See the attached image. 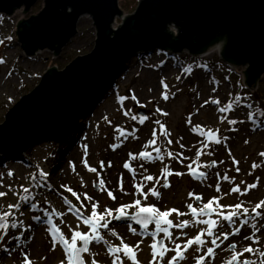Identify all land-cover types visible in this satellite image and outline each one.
Listing matches in <instances>:
<instances>
[{"label":"rangeland","instance_id":"374dc122","mask_svg":"<svg viewBox=\"0 0 264 264\" xmlns=\"http://www.w3.org/2000/svg\"><path fill=\"white\" fill-rule=\"evenodd\" d=\"M139 1L120 0L124 15L133 13ZM44 3V0H38L25 14H23L25 7H22L14 12H17L14 17L0 13V41H3L0 43V59L4 61L0 63V124L6 121V115L11 108L40 84L48 68L55 66L62 71L77 57L89 54L95 47L96 29L91 18L84 16L78 22L75 38L71 39L73 41L67 44L59 55L46 50L34 56H27L21 44L18 43L19 37L15 27L19 21L38 15L44 8ZM122 22L121 18H117L113 28L120 27ZM4 23H7L6 29L3 27ZM173 58H179L180 64L175 63ZM245 70V67H232L224 63L218 52L193 57L188 51L170 56H167L166 52L159 51L140 58L135 57L119 80L117 79L118 90L127 94L125 100H118L115 90L107 93L94 111L79 123L72 137L62 144L55 141L43 142L33 146L23 155H1L0 184L3 186H0V192H6L7 195L0 197V205L6 207L8 204H16L18 202L16 193L20 192L21 185L32 187L29 180L35 164L41 171L48 174V186L33 188V195L39 204L35 211L24 206L20 209L23 215L17 213L18 219L24 222L27 230L23 231V236L16 229L9 231L8 236L0 243V264H22V253H27L34 264H61L64 254L59 246L52 250L46 220L37 222L33 219L34 215L42 214V209L49 211L55 209L65 213L63 218L53 217V219L66 235H69L68 225L75 228L79 224L80 231H87V226L83 225L81 219L66 212L67 206L64 205L61 195L72 199L74 203L76 201L61 185H67L77 191L81 199L84 193H87L94 202H98L101 211L106 207L114 209L121 204H130L138 198L134 195V184L141 182L142 175L159 176L163 168L168 166L173 173L178 171L184 175L168 176L167 180L171 185L168 188L161 186L164 182L161 179V185H157L160 198L157 200L149 196L147 203L156 204L162 211L177 208L181 212H187L189 211L186 208L188 203L202 206L210 198L218 196L223 197L220 199L222 205H235L244 201L249 209L264 200V157L259 155L264 152V125L259 124L261 120L259 116L255 118V122L248 118L249 112H257V101L260 100L261 103L264 101V76L255 88H251L246 84ZM162 81L168 85L167 100L162 97L165 91ZM133 95L136 97L135 100L132 99ZM237 96L242 98L239 105L235 104ZM213 101H219V103H213ZM228 103H233V110L220 113L219 108ZM249 103L253 105L252 109L247 107ZM157 108L161 111L157 112ZM139 113L140 116L149 117L143 124L139 122ZM133 116L137 119H132ZM189 117H191L190 124ZM225 117L236 119L238 123L229 124ZM157 120L171 133L169 139L173 141L172 144H167L165 138L160 135V125L155 123ZM197 125L206 132L212 131L218 137H227L222 145L210 143L209 148L199 153V160L196 159L198 149L202 147L199 141L205 138L192 130ZM153 130L157 133V144L145 147L152 138ZM121 132L126 135H122ZM180 144L184 147L181 148ZM114 145L118 147L114 148ZM155 147L161 148V155L164 156L162 161L132 160L129 155L151 151L155 156ZM229 150L231 156H229ZM167 151H172L174 154L183 153L187 159L180 163L178 159L167 157ZM209 152L213 154L208 155ZM232 158L239 161V164L234 165ZM85 160L87 166H85ZM212 160L217 162V167L200 169L207 172V180L200 181L189 174L187 168L189 163L193 164V169H197L198 165L207 164ZM193 161L196 162L193 163ZM101 162L104 164L103 168L100 167ZM125 163H129L136 169L135 176L124 168ZM254 163L261 166L253 170ZM140 164L147 169L146 173L139 167ZM237 166L240 168L239 172L235 170ZM92 167L97 169L96 173L89 170ZM9 172L14 175L9 177ZM225 174L230 180L235 177L234 182L230 183L221 179ZM120 177L123 178L124 193H121L118 187ZM257 177H259L258 186L251 189L245 196L230 192V188L236 185H240L243 191L247 184L256 183ZM100 178L104 179L105 188L113 192L116 200H112L106 191H101L95 186L94 182ZM218 182L221 187L219 193L215 191V185ZM145 184V191H147L154 182H145ZM9 185L12 186L13 191L8 190ZM193 192L202 195L203 199L199 204L194 202V197H189V193ZM127 211L131 213L135 209ZM89 212L90 208L84 214ZM169 218L174 224L185 219H193L190 214L177 216L175 213ZM29 225L30 228H28ZM110 227H114L119 236L105 233V238L117 246L120 243L119 237H123L124 242L130 246H134L142 239L140 235H133L120 221H113ZM133 227L137 226L133 224ZM151 229H154V226H150ZM171 231L175 238L180 230L173 228ZM185 231L189 237H192L198 233L199 229L189 227ZM250 231L245 226L241 229L240 235L231 237V241L237 242L238 251L241 246L248 245L249 242L244 241L243 237L249 235ZM259 235L260 244L252 246L264 250V231ZM184 240L185 238L181 237L178 242L183 243ZM231 241L224 243L226 245ZM151 242L150 237H143V243L137 251L140 264H149L151 261ZM169 247H171L170 244ZM90 250L98 264H111V257L105 245L93 243L90 245ZM121 255L123 257L122 253ZM172 255L174 253L169 252L167 257ZM195 255L192 250H189L186 253L187 259L182 264H196ZM230 255L231 253L223 250L222 246L221 249H217L216 258L211 264H225ZM84 256L86 264H90L93 256L89 254ZM244 258L255 259L247 253L241 259ZM124 261L125 264H131L127 258H124Z\"/></svg>","mask_w":264,"mask_h":264},{"label":"water","instance_id":"95a60500","mask_svg":"<svg viewBox=\"0 0 264 264\" xmlns=\"http://www.w3.org/2000/svg\"><path fill=\"white\" fill-rule=\"evenodd\" d=\"M37 1L0 0V12L11 15L25 7V14ZM44 1L38 15L15 27L25 53L49 48L59 55L87 14L97 27L95 47L63 71L48 68L36 89L11 108L0 124L1 155H23L43 142L67 141L132 59L153 50L197 57L221 42L224 62L249 63V87L255 88L264 74V0H141L131 15L123 14L118 0ZM117 18L123 24L115 29Z\"/></svg>","mask_w":264,"mask_h":264},{"label":"snow or ice","instance_id":"6c2138e0","mask_svg":"<svg viewBox=\"0 0 264 264\" xmlns=\"http://www.w3.org/2000/svg\"><path fill=\"white\" fill-rule=\"evenodd\" d=\"M2 42L3 41H0V43ZM0 63H4V61L0 59ZM161 83L165 89L162 93V97L164 100H167L169 98L167 92L168 85L163 81ZM132 99L135 100L136 97L133 95ZM241 99L242 98L239 96L235 97V104L239 105ZM205 103H207V101H205ZM213 103H219V101H213ZM247 107L252 109L253 105L249 103L247 104ZM232 110L233 103H228L226 106L219 108L220 113L230 112ZM156 111L160 112L161 110L157 108ZM163 115H167V113H163ZM257 116L264 117V110L259 112H249L248 114V118L254 120V122ZM132 119L135 120L137 117L133 116ZM148 119L149 117L142 115L139 117V122L143 124ZM225 119H227V117H225ZM227 122L229 124L238 123L236 119H227ZM155 123L160 125V135L165 138L167 144H172L173 141L169 139L171 133L160 123L159 120L155 121ZM188 123H191V117H189ZM259 124L264 125V119L260 120ZM192 130L198 132L200 137L205 138L204 140L199 141L202 147L198 149L197 160H199V153L203 152L204 149L209 148L210 143L222 145L227 140V137H218L212 131L206 132L198 125ZM121 134L126 135L123 132H121ZM151 137L152 138L148 141V145L145 147L157 144V133L155 130L151 132ZM177 143H179V141H177ZM113 147H118V145H114ZM180 147L183 148L184 145L180 144ZM154 152L156 153L155 156H153L151 151H142L138 155L130 153L129 155L132 160L141 159L145 161H162L164 159V156L161 155L160 147H155ZM207 154L212 155L213 153L209 152ZM166 155L169 158L178 159L180 163H183V161L187 159V157L183 156V153L174 154L172 151H167ZM259 155L264 157V152ZM229 156H231L230 150ZM232 159L234 165L239 164V161H236L235 158ZM195 162L196 161H193V163ZM84 163L85 166H87L86 160ZM221 163H223V161H221ZM260 166L261 165L254 163L252 168L255 170ZM100 167H104L103 162H101ZM139 167L143 169L145 173L147 172V169L143 164H140ZM214 167H217V162L215 160H212L207 164L198 165L197 169H193L192 163L187 165L189 174L200 181H205L208 178L207 172L200 169H212ZM124 168L133 173V176L136 175V169L132 168L129 163H125ZM73 170H75L74 165ZM89 170L93 173L97 172V169L94 167ZM235 170L236 172H239L240 168L237 166ZM13 175L12 172L8 173L9 177ZM47 175L48 174L43 171L32 174L30 177L32 187L20 186V192L16 193L18 196V202L16 204H8L6 207L0 205V243H2L4 238L8 236L11 229L20 231L21 236H23V231L27 229L24 222L18 219L17 213L23 215V213L20 212V209L24 206H28L32 211H35L39 207V204L36 202V197L33 195V188L47 187ZM170 175L182 176L184 173L178 171L173 173L168 166H165L159 176L150 174L142 175L141 182L134 184V195L138 198H135L130 204H121L114 209L106 207L102 211L99 210L100 206L98 202H94L93 198L88 196L87 193H84L83 199H81V195L77 191L67 185H61V187L76 201V203H74L72 199L61 195L64 205L67 206L66 212L72 213L78 219H81L83 225L87 226V231H80L79 224H77L75 228L68 225L67 228L69 235H66L53 219V217L63 218L65 213L56 211L55 209L51 211L42 209V214L34 215L33 219L37 222L46 220L52 250H55L57 246H59L64 254V260L61 261V264H86L84 254L93 256L90 264H98L97 260L94 258V254L90 250V245L93 243L103 244L107 247V252L111 257V264H125L124 258L131 261V264H140L137 259V251L140 249V244L143 243V237H150L152 240L150 244L152 259L149 264H182V262L186 261V253H188L189 250H192L194 254H196L194 257L196 264H206V262L207 264H211L212 260L216 258L217 249H221L222 246L223 250L231 253L229 258L225 261V264H264V250L260 247L252 246L260 244L261 237L259 234L264 231V211H261V209H264V200H261L249 209L245 206L244 201H240L235 205H222L220 204V199H223V197L218 196L210 198L208 202L203 203L202 206H194L193 203H188L186 208L189 211L187 212H181L177 208L162 211L156 206V204H149L147 201L149 196L155 197L157 200L160 198V192L157 185H161V179L164 181L161 185L162 187L168 188L171 186L167 180V177ZM217 176L219 177V173H217ZM221 179L231 183L234 182L235 177L230 180L229 176L225 174ZM256 181V183L247 184L243 191L241 190L240 185L231 187L230 192L239 193L240 196H245L251 189L258 186L259 177L256 178ZM145 182H154V184L145 191ZM94 184L99 187L101 191H106L107 195L112 200H116V196L113 195V192L108 191L105 188L104 179L100 178L97 182H94ZM0 186L3 185L0 184ZM209 186L211 187V185ZM118 187L121 193H124L122 177L118 180ZM8 190L13 191L11 185L8 186ZM215 191L217 193L221 191L219 182L215 185ZM6 195V192H0V197H5ZM225 195H228V193H225ZM189 197H194V202L196 204H199L203 199L202 195L195 194L194 192L189 193ZM77 204L79 206H77ZM89 208L90 212L84 214ZM129 209H135V211L129 213L127 211ZM173 213L177 216H186L190 214L193 219H185L174 224L173 220L169 218ZM213 216L216 218H212ZM113 221H120L133 235H140L142 239L134 246H130L128 243L124 242L123 237H119L120 243L118 246L110 243V241L105 238V233L111 236H119L115 228L110 227V225L113 224ZM133 224L138 226L139 231L137 227H133ZM150 226H154V229L150 230ZM245 226L251 231L249 235L243 237V240L248 241L249 243L247 246H241L238 251V244L237 242L231 241V237L240 235L241 229ZM189 227L199 229L198 233L189 237V234L185 231V229ZM28 228H30V225ZM173 228L180 230L175 238L171 231ZM161 234H163L162 237ZM181 237L185 238L183 243L178 242ZM13 238L16 239L18 237ZM166 241L168 243H166ZM225 241L231 242L225 245ZM169 244L171 247H169ZM169 252H173L174 255L167 257ZM121 253L123 254V257ZM245 253L254 256L255 259H241L244 257ZM22 255V264H34V262L29 259L27 253H22Z\"/></svg>","mask_w":264,"mask_h":264},{"label":"bare ground","instance_id":"6f19581e","mask_svg":"<svg viewBox=\"0 0 264 264\" xmlns=\"http://www.w3.org/2000/svg\"><path fill=\"white\" fill-rule=\"evenodd\" d=\"M45 2V1H44ZM141 2V0L139 1V3ZM138 3V4H139ZM45 4V3H44ZM34 6V5H33ZM32 6V7H33ZM118 6H119V9L122 11V9H121V6H120V0H118ZM138 7V6H137ZM20 9V8H19ZM44 9V8H43ZM42 9V10H43ZM18 10V9H17ZM41 10V11H42ZM136 10V9H135ZM135 10H134V12H135ZM16 11V10H15ZM14 11V12H15ZM40 11V12H41ZM12 13L11 15H8V14H6V13H4V12H0L1 14H6L7 16H15L16 14H17V12L16 13ZM123 12V11H122ZM133 12V13H134ZM133 13H131V14H133ZM123 14H124V12H123ZM131 14H128V15H131ZM85 16H88V17H90L91 18V20H92V22H93V26L95 27V29L97 28L96 26H95V20H93V16H91V15H89V14H87V15H85ZM84 17V16H83ZM83 17H80V19H79V21L83 18ZM117 20V19H116ZM78 21V22H79ZM79 24V23H78ZM7 23L5 24H3V27H4V29H6L7 28ZM177 27V26H176ZM78 26L76 27V32H78ZM96 31H97V29H96ZM179 31V28L178 29H175V30H173V32H175V33H177ZM76 36V35H75ZM75 36L73 37V38H75ZM19 37V36H18ZM72 38V39H73ZM96 38H97V32H96ZM73 40H70L69 41V43L68 44H70L71 42H72ZM18 43H20L21 44V42H18ZM21 46H22V44H21ZM23 48V47H22ZM65 48V46L62 48V50ZM46 50H50V51H52L51 49H49V48H45V49H38V50H36L35 51V54L34 55H36V54H39L40 52H42V51H46ZM166 52L165 50H153L152 52L153 53H158V52ZM54 52V51H53ZM215 52H218L219 54H220V57H221V59H222V56H221V53H222V43L221 42H215V43H213L212 45H210L208 48H207V51L206 52H204L202 55H200V56H204V55H208V54H210V53H215ZM91 53V52H90ZM89 53V54H90ZM167 53V52H166ZM26 55L27 56H34V55H28L27 53H26ZM170 55H173V54H169V53H167V56H170ZM180 55V54H179ZM140 57H142V56H140ZM140 57H138V58H140ZM193 57H195V56H193ZM197 57H199V55H197ZM223 61V60H222ZM224 63H226V62H224ZM226 64H229V63H226ZM68 66V65H67ZM66 66V67H67ZM229 66H232V67H245L246 68V70L248 69V67H249V63H246V64H244V65H235V64H229ZM55 67V66H54ZM65 67V68H66ZM53 68V67H52ZM57 70H58V68L57 67H55ZM65 68L63 69V70H65ZM62 70V71H63ZM246 70H245V72H246ZM58 71H60V70H58ZM47 73V72H46ZM45 73V74H46ZM263 76H264V74L262 75V76H260V78L258 79V81L257 82H260V80L263 78ZM41 83V82H40ZM26 89H30V88H28V87H25ZM112 87H110L109 89H108V91L106 92V94L104 95V96H107V93H109V92H111V91H114V90H112L111 89ZM36 89V88H35ZM34 89V90H35ZM33 90V91H34ZM33 91H31V92H33ZM64 152H65V150H63Z\"/></svg>","mask_w":264,"mask_h":264},{"label":"trees","instance_id":"16d2710c","mask_svg":"<svg viewBox=\"0 0 264 264\" xmlns=\"http://www.w3.org/2000/svg\"><path fill=\"white\" fill-rule=\"evenodd\" d=\"M173 61L175 62V63H177V64H180V59L179 58H173ZM112 90H115L116 91V95H117V97H118V100L120 99H122V101L123 100H125L126 98H127V94H125L124 92H122L120 89L118 90V84H115L112 88H111ZM257 105H258V109L256 108V110H257V112H259V111H261V110H264V101L261 103V101L259 100V102L257 101ZM259 118L262 120V119H264V117H261V116H259ZM1 157V156H0ZM39 171H41V169H40V167L38 166V165H34V171L32 172V174H34V173H38ZM31 177V176H30ZM47 180H48V176H47ZM30 181V180H29ZM30 183H31V181H30Z\"/></svg>","mask_w":264,"mask_h":264}]
</instances>
